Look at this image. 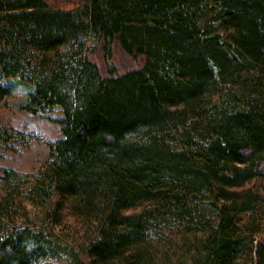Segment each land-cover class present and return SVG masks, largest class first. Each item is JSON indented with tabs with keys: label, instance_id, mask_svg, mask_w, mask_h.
Returning <instances> with one entry per match:
<instances>
[{
	"label": "trees",
	"instance_id": "trees-1",
	"mask_svg": "<svg viewBox=\"0 0 264 264\" xmlns=\"http://www.w3.org/2000/svg\"><path fill=\"white\" fill-rule=\"evenodd\" d=\"M17 86L62 137L33 182L2 171L0 264H264V0H0V98ZM25 182L52 223L95 222L81 252L9 221ZM164 230L203 236L160 262Z\"/></svg>",
	"mask_w": 264,
	"mask_h": 264
},
{
	"label": "rangeland",
	"instance_id": "rangeland-1",
	"mask_svg": "<svg viewBox=\"0 0 264 264\" xmlns=\"http://www.w3.org/2000/svg\"><path fill=\"white\" fill-rule=\"evenodd\" d=\"M64 2V0H62ZM121 67L132 66L126 56L120 55ZM24 88L17 86L10 96L0 98V125L11 128L23 136L25 142L19 141L7 146L0 147V176L4 170H13L22 175H28L33 182L34 176L49 160L48 143L62 137V119L60 108L52 111L32 114L20 109L24 101ZM29 142V143H27ZM256 187L264 195V183H256ZM30 184L25 182L21 191L17 194L16 203L9 221L19 228H28L34 232L42 231L62 246H67L74 251L81 252L89 239L96 236V224L86 218L75 216L68 208L63 212L61 224H54L49 221L47 215L49 205L36 204L29 191ZM0 191V196L2 194ZM259 235L264 237V209L258 216ZM161 239L154 238L151 242L152 251L156 261L164 262L169 259L171 263H177L179 258H184L185 252L192 247L195 238H201L202 233L188 234L178 230H164ZM85 264L90 260L81 253L80 256ZM38 264H75L66 255L42 259Z\"/></svg>",
	"mask_w": 264,
	"mask_h": 264
},
{
	"label": "water",
	"instance_id": "water-1",
	"mask_svg": "<svg viewBox=\"0 0 264 264\" xmlns=\"http://www.w3.org/2000/svg\"><path fill=\"white\" fill-rule=\"evenodd\" d=\"M258 243H261V241H258V242L256 243V245H257ZM254 264H256V250H255V252H254Z\"/></svg>",
	"mask_w": 264,
	"mask_h": 264
}]
</instances>
